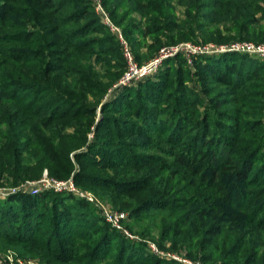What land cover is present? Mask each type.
<instances>
[{
    "label": "trees",
    "instance_id": "1",
    "mask_svg": "<svg viewBox=\"0 0 264 264\" xmlns=\"http://www.w3.org/2000/svg\"><path fill=\"white\" fill-rule=\"evenodd\" d=\"M100 1L138 63L186 39L264 43V0ZM118 43L91 0H0V188L46 169L106 189L137 218L156 211L160 248L264 264V62L177 54L103 101L125 68ZM8 249L41 264H176L53 190L0 197Z\"/></svg>",
    "mask_w": 264,
    "mask_h": 264
},
{
    "label": "built area",
    "instance_id": "2",
    "mask_svg": "<svg viewBox=\"0 0 264 264\" xmlns=\"http://www.w3.org/2000/svg\"><path fill=\"white\" fill-rule=\"evenodd\" d=\"M107 24L110 25V21L106 18ZM113 31H115V35L120 44L122 56L125 61V68L120 76L119 80L113 84V87L116 88L115 93L122 88L123 86L136 85L139 82L145 80L148 77H153L165 59L171 58L177 54L184 56L187 60V63L191 66V59L194 56L203 55V54H219L224 52H237L248 54L251 56H256L261 59H264V45H256L253 42L247 41H235L225 44H192L189 42H180L175 45L164 46L162 47L157 54H155L152 59L144 63L143 65H139L133 55L130 45L122 36L120 30L111 25ZM116 95V94H115ZM53 190L56 192L65 191L74 194L75 196L82 197L87 201H92L91 197H88L83 192L78 191L73 185L71 177L65 180H55L51 177H48L46 173L36 181H25L19 186L12 188H0V197L4 198L9 194L16 192H25L30 194H37L44 190ZM104 220L110 224V226L115 230H122V221L126 219L127 214L120 211H105L103 212ZM123 233V232H122ZM124 234V233H123ZM128 234V233H125ZM125 236V235H124ZM130 239L132 238L129 234L125 236ZM147 248L158 256L165 255L164 252H161L153 243L147 242ZM2 256V263L4 264H40L37 261L33 260H23L12 253L8 252ZM174 259L186 262V260H182L179 257L172 256Z\"/></svg>",
    "mask_w": 264,
    "mask_h": 264
},
{
    "label": "rangeland",
    "instance_id": "3",
    "mask_svg": "<svg viewBox=\"0 0 264 264\" xmlns=\"http://www.w3.org/2000/svg\"><path fill=\"white\" fill-rule=\"evenodd\" d=\"M91 1L93 2V8L95 9L96 15L100 18L101 22L108 27L109 31L115 36V38H117L116 35H115L116 32L113 31V29L111 28V25L114 26V27H116L120 31H121L122 27L121 26H117L110 19V17L107 14L106 10L101 5V1L100 0H91ZM172 2H174V1H172ZM199 2L201 4H205L206 1L205 0H199ZM183 9H184V6L175 4L174 13L176 14V17L178 19H180L183 16V13H182ZM191 14L194 15L195 12L192 11ZM106 18L110 21V25L107 24ZM130 18L137 20V19L140 18V15L138 13H136V14L131 15ZM121 33H122V31H121ZM122 36L124 37L123 34H122ZM125 40L130 45L129 41L126 38H125ZM198 41L196 42L194 40H188V39H186V40L178 41L176 43H163L161 45V47L156 51L155 54H157L158 51L162 47H164V46L175 45V44L180 43V42H189V43H192V44H201V45H205V44H209V43L216 44V45H220V44H225V43L232 42V41H229V42L216 43V42H210V41L209 42H202L201 40H198ZM235 41H240V40H234L233 42H235ZM242 41L253 42L255 44L257 43V42H254L252 40H242ZM259 44L260 45H264V43H262V42H258L256 45H259ZM130 47H131V45H130ZM142 50H144V49H142ZM119 51L122 54L121 48H120V44H119ZM150 59H152V58H150ZM256 59L262 60L264 62V59H261L259 57H256ZM122 60H123V58H122ZM146 62H142V63H140V62L138 63L137 62V63L139 65H143ZM189 85L192 88H194L195 90L198 89V87L196 86V82H194V81L189 82ZM115 89L116 88H114L113 85L110 86L107 89V91L105 92L104 96H103V101H107V100L109 101V100H111L112 98H114L115 94H117L118 92H120V91H117L115 93V91H116ZM263 120H264V118H263ZM44 173L47 174V170L46 169L43 170V172H42L41 176L39 177V179L43 176ZM25 181L26 182L27 181H36V179H34V180H25ZM72 182H73V185L75 186V188L78 191L83 192L88 197H91L92 198V201L89 202V201H87L86 199H84L82 197H78V198L83 199V200L87 201L88 203H90V205L93 207L94 213L98 214L102 219H104L103 212H105V211H111V212H113V211H120V212L126 213L127 214V217L121 223L123 231L122 230H118V232L121 235H123V236L124 235L127 236L129 234L136 241L138 240L139 242H143L146 247L148 246L147 242L153 243L161 252H164L165 255H162V256L160 255V258L163 259L165 262H172V263L174 262L176 264L177 263L178 264H208V262L203 261L201 259V256L200 255H198V257L195 258V259H190L191 257H189L187 255V249H185V250L184 249H179L177 251L170 249L169 248V245H170L169 242L166 243V245H165L164 248H160L159 247L158 241L156 242V240H155V238L156 237L158 238V236H159V231L156 228V224L159 221V217H156L155 218V215H154L156 211L150 210L149 212L142 213V216L143 217L141 216V218L140 217L137 218V216H134V215L129 214V211L126 210L127 203L125 205H122L121 206V205H118V204L114 203V201H116V197H114V196H110L111 197L110 200L107 197H102V194L103 193L110 194V193H108V191H106V189L93 188V187L88 186V185H85V184L75 183L73 181V179H72ZM47 190H50V189H47ZM47 190H45V191H47ZM60 192H65V191H60ZM23 193H25V192H23ZM120 199H123V198H120ZM140 232H144L146 235L144 233L142 234ZM125 233H128V234H125ZM8 252L12 253L13 255H15V256H17L19 258H22L23 260H33V261H37V262H39L41 264V260L39 258H37V257H21L15 251H13L12 249H8V250H4V251L0 252V264H4V263H2V256L1 255L5 254V253H8ZM172 256L179 257L182 260H186V262L178 261V260L174 259ZM69 264H75V263H69ZM99 264H102V263H99Z\"/></svg>",
    "mask_w": 264,
    "mask_h": 264
}]
</instances>
